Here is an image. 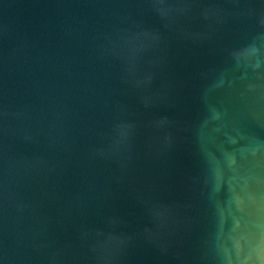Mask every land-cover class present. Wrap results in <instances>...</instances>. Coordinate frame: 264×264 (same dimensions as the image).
Returning <instances> with one entry per match:
<instances>
[{
    "label": "water",
    "instance_id": "95a60500",
    "mask_svg": "<svg viewBox=\"0 0 264 264\" xmlns=\"http://www.w3.org/2000/svg\"><path fill=\"white\" fill-rule=\"evenodd\" d=\"M0 264H264V0H0Z\"/></svg>",
    "mask_w": 264,
    "mask_h": 264
}]
</instances>
